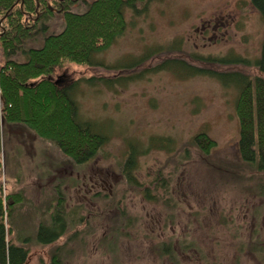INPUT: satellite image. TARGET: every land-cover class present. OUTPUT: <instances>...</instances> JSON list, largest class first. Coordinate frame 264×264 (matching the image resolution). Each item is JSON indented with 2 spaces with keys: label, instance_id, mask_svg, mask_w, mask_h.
I'll return each instance as SVG.
<instances>
[{
  "label": "rangeland",
  "instance_id": "rangeland-1",
  "mask_svg": "<svg viewBox=\"0 0 264 264\" xmlns=\"http://www.w3.org/2000/svg\"><path fill=\"white\" fill-rule=\"evenodd\" d=\"M251 2L148 0L126 11L125 32L93 58L108 68L54 70L65 75L61 88L79 83L73 101L80 118L110 135L92 161L76 166L29 129L2 133L0 196H24L6 225L28 238L25 264L47 262L57 246L64 264H264V172L238 157L239 88L209 72L187 76L201 69L264 79L255 66L264 18ZM152 52L160 56L122 83L83 81L112 77L117 62ZM169 56L178 60L165 69L159 64ZM201 133L215 142L208 154L192 145ZM132 146L131 175L152 193L150 201L121 172ZM58 193L68 230L54 244L39 245L36 229L48 223ZM162 244L169 254L159 251Z\"/></svg>",
  "mask_w": 264,
  "mask_h": 264
},
{
  "label": "trees",
  "instance_id": "trees-1",
  "mask_svg": "<svg viewBox=\"0 0 264 264\" xmlns=\"http://www.w3.org/2000/svg\"><path fill=\"white\" fill-rule=\"evenodd\" d=\"M251 1L252 7L264 18V0ZM147 5L148 0H0V141L7 128L17 125L56 147L76 166L92 161L110 134L105 127L80 118L73 101V91L79 83L61 88L65 75H55L54 70L68 64L108 68L93 65V58L109 49L125 32L127 10L135 11ZM49 23L59 30L50 31ZM261 51L255 66L264 74V37ZM168 52L172 50L168 49ZM153 54L137 60L122 59L112 68L119 69L113 70L112 77L92 76L83 81L90 87L101 82L122 83L124 78L133 75V68L143 69L160 56ZM177 60L169 56L164 61L161 59L159 65L166 69ZM216 62L230 64L225 59ZM200 70L191 69L187 76L209 72L207 75L224 85L239 88L235 103L239 117L238 157L243 164L256 165L259 172H264V79L257 75L243 74L236 78L232 74ZM123 73L127 75L118 77ZM193 143L205 154L215 147L214 140L205 133L196 135ZM158 144L162 149L169 147L168 143ZM133 147L126 154L121 172L127 186L150 201L154 198L152 193L131 175L136 163ZM23 201L21 192L9 193L6 200L0 196V264H25L28 259L29 250L25 246L29 243L28 238L21 231H15L12 225H6L14 206ZM60 201L49 212L48 223L37 227V244L52 245L68 230ZM160 247L162 254H169L167 246L162 244ZM35 264H64L59 246L49 252L47 262Z\"/></svg>",
  "mask_w": 264,
  "mask_h": 264
},
{
  "label": "bare ground",
  "instance_id": "bare-ground-1",
  "mask_svg": "<svg viewBox=\"0 0 264 264\" xmlns=\"http://www.w3.org/2000/svg\"><path fill=\"white\" fill-rule=\"evenodd\" d=\"M195 137H196V136H195ZM193 139H194V138H193ZM193 139H192V145L194 144V143H193Z\"/></svg>",
  "mask_w": 264,
  "mask_h": 264
}]
</instances>
